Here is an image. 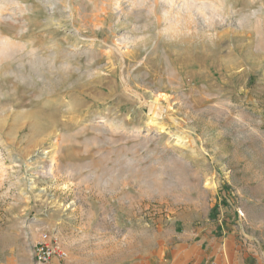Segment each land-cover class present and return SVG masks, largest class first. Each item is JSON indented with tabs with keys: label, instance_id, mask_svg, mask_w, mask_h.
Here are the masks:
<instances>
[{
	"label": "rangeland",
	"instance_id": "rangeland-1",
	"mask_svg": "<svg viewBox=\"0 0 264 264\" xmlns=\"http://www.w3.org/2000/svg\"><path fill=\"white\" fill-rule=\"evenodd\" d=\"M161 227L264 259V0H0V264Z\"/></svg>",
	"mask_w": 264,
	"mask_h": 264
},
{
	"label": "crops",
	"instance_id": "crops-1",
	"mask_svg": "<svg viewBox=\"0 0 264 264\" xmlns=\"http://www.w3.org/2000/svg\"><path fill=\"white\" fill-rule=\"evenodd\" d=\"M160 229V236L154 239V243L130 259L115 258V249H112L113 254L107 249L95 255L90 252L92 250H71L67 260H55L51 264H264L262 258L251 259L233 239L211 235L210 227L204 229L203 234L201 229L182 228L179 234L172 227ZM112 239L114 244H118L119 240ZM6 261L5 264H35L32 257H26L19 263L16 257Z\"/></svg>",
	"mask_w": 264,
	"mask_h": 264
},
{
	"label": "built area",
	"instance_id": "built-area-1",
	"mask_svg": "<svg viewBox=\"0 0 264 264\" xmlns=\"http://www.w3.org/2000/svg\"><path fill=\"white\" fill-rule=\"evenodd\" d=\"M32 247L35 264H51L55 260L62 262L67 258V252L62 248L57 236L48 230L40 232Z\"/></svg>",
	"mask_w": 264,
	"mask_h": 264
},
{
	"label": "bare ground",
	"instance_id": "bare-ground-1",
	"mask_svg": "<svg viewBox=\"0 0 264 264\" xmlns=\"http://www.w3.org/2000/svg\"><path fill=\"white\" fill-rule=\"evenodd\" d=\"M31 74V73H30ZM148 113L151 115V116H154V115H160V109H157V107H153V106H149L148 109H147Z\"/></svg>",
	"mask_w": 264,
	"mask_h": 264
},
{
	"label": "clouds",
	"instance_id": "clouds-1",
	"mask_svg": "<svg viewBox=\"0 0 264 264\" xmlns=\"http://www.w3.org/2000/svg\"><path fill=\"white\" fill-rule=\"evenodd\" d=\"M197 7H200L199 5ZM203 7L211 10V11H214L216 9H219V8H222L223 5H220V4H216V5H212V4H208V5H203Z\"/></svg>",
	"mask_w": 264,
	"mask_h": 264
}]
</instances>
